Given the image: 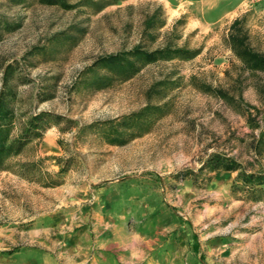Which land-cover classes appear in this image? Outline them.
Wrapping results in <instances>:
<instances>
[{
    "label": "rangeland",
    "instance_id": "374dc122",
    "mask_svg": "<svg viewBox=\"0 0 264 264\" xmlns=\"http://www.w3.org/2000/svg\"><path fill=\"white\" fill-rule=\"evenodd\" d=\"M106 1L0 0V91L13 92L18 128L49 114L41 137L0 170V264H264V200L233 189L234 171H199L217 152L264 165V144L257 155L251 143L264 124L246 120L263 116L264 74L244 70L223 42L245 13L264 51V0ZM167 37L200 52L99 89L78 79L99 56ZM147 103L167 109L125 143H109L95 124Z\"/></svg>",
    "mask_w": 264,
    "mask_h": 264
},
{
    "label": "trees",
    "instance_id": "16d2710c",
    "mask_svg": "<svg viewBox=\"0 0 264 264\" xmlns=\"http://www.w3.org/2000/svg\"><path fill=\"white\" fill-rule=\"evenodd\" d=\"M44 4H57L63 7H71L73 4H68L66 0H39ZM115 0H108L105 3H113ZM156 22L155 13H151L144 19L143 31H149L154 28ZM246 14H241L234 17L226 27V33L223 36L224 44L229 48L233 56L240 62L244 70L250 72H261L264 74V51L256 48L250 40V36L245 28ZM148 33L150 42L155 41V36L151 32ZM164 43L155 48H146L145 45L137 43L129 49L116 51L97 57L90 65L86 66L79 73L78 79L89 85L103 88L111 83L112 80H126L136 74L144 65L153 63L159 60L172 59H191L199 52V48H189L186 46H178L174 44L169 37L165 38ZM105 70L106 73L100 71ZM167 80H160L151 85L148 93L160 90H154L156 85L164 86ZM258 90L264 95V82L257 86ZM161 89V88H160ZM205 91H213L225 99H232L227 92L220 88H211L206 86ZM8 88H3L0 91V170L4 169L7 160L15 155H18L33 139L41 137V132L48 126L47 119L49 114L45 111H40L31 115L27 122L20 128L16 124L15 108L7 98L12 95ZM166 103L145 104L143 107L131 111L130 113L117 116L115 118L97 121L99 124L100 133L105 137L106 141L111 144H121L129 141L131 138L140 135L148 130L157 117L165 111ZM256 113L260 111L255 107ZM256 114L251 111L247 112V123L253 128L260 126V121L264 124V112L261 120H256ZM252 148L254 153L262 155L261 146L264 144V136L262 130L256 138H254ZM60 158L57 157V162L60 163ZM250 162L246 161L243 164L236 157L223 153H211L203 162L199 169H208L215 171L223 169L226 171L236 172L233 180V189L243 190L248 197L252 199L264 200V165L259 164L258 169L248 168ZM22 166H34L33 162L23 163ZM64 166L59 168L63 171ZM187 173L196 175L194 171L180 172V176L184 177ZM55 180L45 182V185H55Z\"/></svg>",
    "mask_w": 264,
    "mask_h": 264
}]
</instances>
